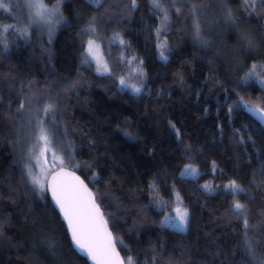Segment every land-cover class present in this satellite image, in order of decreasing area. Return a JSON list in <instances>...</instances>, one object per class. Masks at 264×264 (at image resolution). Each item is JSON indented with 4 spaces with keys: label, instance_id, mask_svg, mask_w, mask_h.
<instances>
[{
    "label": "trees",
    "instance_id": "obj_1",
    "mask_svg": "<svg viewBox=\"0 0 264 264\" xmlns=\"http://www.w3.org/2000/svg\"><path fill=\"white\" fill-rule=\"evenodd\" d=\"M41 1L48 8L60 3L49 34L30 27L21 36L0 7V29L12 26L7 40L0 31V219L7 221L0 264H88L47 193L40 199L22 180L21 147L46 103L59 109L54 145H71L83 165L73 170L103 196L96 201L126 263L132 256L136 264H253L243 247L245 216L264 260V126L240 106L264 108L258 82L264 79V4L251 12L252 0L247 7L244 0H159V8L137 0L135 9L131 0H106L99 9L88 0ZM93 17L95 33L82 32ZM195 24L207 47L194 39ZM90 39L102 45L110 73L83 63ZM161 42L171 53L166 63L159 59ZM253 64L256 80L245 83ZM121 77L142 84L143 92L122 89ZM30 82L43 93L29 90ZM33 94L39 101L18 111ZM185 165L199 175H181ZM233 180L244 193L225 192ZM177 193L189 212L182 232L161 225L173 214ZM235 201L246 211L233 213ZM50 239L55 249L45 243Z\"/></svg>",
    "mask_w": 264,
    "mask_h": 264
},
{
    "label": "snow or ice",
    "instance_id": "obj_2",
    "mask_svg": "<svg viewBox=\"0 0 264 264\" xmlns=\"http://www.w3.org/2000/svg\"><path fill=\"white\" fill-rule=\"evenodd\" d=\"M106 0H88L89 4H92L99 9ZM152 4L154 7L159 8V0H152ZM244 4L247 7L248 0H244ZM257 4H264V0H252V7L251 12H255ZM0 7H3L4 11H9L8 5H0ZM35 7L38 9V11L35 13V16L43 21L46 20L49 16H56L60 14V6L57 4L54 8L48 9L43 4L35 5ZM137 7V0H131V8L135 9ZM197 6H193V13L196 12ZM177 12H179V9H177ZM168 14L165 13L164 21L166 22L168 20ZM227 19L229 21L232 20V16L230 11L227 14ZM96 18L93 17V20L90 22V25L88 28L83 29L82 32L84 33H95L96 29L94 27ZM12 26H6L3 29H0V31H8L9 28ZM195 32H194V39L201 47H207V42L204 41L200 36V28L198 24L194 25ZM21 33L26 36L27 35V29H20ZM161 29H157V35H159ZM119 35L118 33L116 34ZM115 39V37H114ZM121 44H123V41H120ZM93 45L94 41L89 40L88 41V48L87 51L89 55L93 52ZM251 46V45H250ZM5 50H7V45L2 46ZM157 48L159 50V59L162 62H167L170 58V50L166 48V42H161L157 44ZM167 52V54H166ZM85 62H88V57H85ZM142 63V62H141ZM97 73L103 74V73H109L110 69L106 64H101L100 61H97ZM256 65L253 64L251 70L245 75L243 78V82H247L250 80H256L257 72H256ZM3 74L0 73V76ZM142 75V74H141ZM14 82V78H13ZM261 84V87L264 88V79H260L258 81ZM120 86L122 89H128L134 94H140L143 92V85H136V84H129L127 80L124 77L120 78ZM35 87V82H30L28 85V89L31 90ZM21 88L23 89L24 86L22 85ZM35 91L37 93H43V90L35 87ZM40 97L33 95L25 96L24 99L20 102L18 111L24 112L26 108H30L34 103H37L39 101ZM3 104V97L0 96V107H2ZM244 110H246L250 115L254 117L255 120L259 121L261 124H264V108H259L258 106L249 105L247 103H242L240 105ZM9 111H11V107L9 108ZM234 111V108L229 109V113ZM41 112L40 109H37L35 113H29L28 119L29 123H31V119L33 115H39ZM43 116L41 119L37 120V126H38V141H43L45 148L41 150V156L44 155L45 151H52L50 145L52 143V137L50 136V129L52 131H55L58 129V125L56 124V121L54 119L55 115L58 114L59 109L54 103H48L45 104L43 109ZM52 117L51 124L48 128L44 126L45 118ZM0 119H2V114H0ZM172 128L175 129V125H171ZM235 135H240L239 130H234ZM126 136H128V133H125ZM177 139H180V133L179 130H176ZM249 140H251V136L248 137ZM239 144L243 145L245 143L244 137L240 135V139L237 141ZM71 145L66 144L63 146V150H67ZM38 159V158H37ZM57 157L55 156V153L53 152V163L51 164V169H55L57 166L56 164ZM61 164H63V161H60ZM93 165L90 162L88 164V167L91 168ZM74 167L81 168L83 165L77 164ZM48 169H42V172H46ZM26 175L22 177L23 182L28 187L29 191L32 192L34 195L39 196L40 199L44 198V193L48 190L52 192V197L55 203V207L59 209L60 214L63 216L64 220L68 224L69 231L71 233V240L74 249L80 251L81 253H86L89 257H91L96 264H124L123 260L119 261H113L112 256L115 254V245L111 240V233L107 232V221H104L102 214L100 213V205L96 203V199L100 198L101 203H103V196L97 192L96 196H94L91 192L88 191L87 187L84 185L83 181L79 180V177H75V180L79 182L78 187H65L60 185L57 182V177L60 175V173L53 174L52 181L49 183L45 176L43 174H34L32 171L31 166H26L25 169ZM182 175L185 177H196L199 175V171L197 168L186 165L184 170L182 171ZM93 178L98 180L97 174L93 173ZM152 186H150L151 188ZM204 189H209L210 186L208 184H205L202 186ZM224 189L226 193L231 194H238V193H244L245 190L242 188L235 180L231 181L230 183L224 185ZM87 196V199H85V195ZM107 195V194H104ZM176 199L178 201V206L175 209V215H166L164 220L161 221V225L169 228L176 229L178 231H184L186 226L189 222V212L187 208H183L180 206L182 203L180 201L179 193L176 194ZM4 202L2 199H0V216L3 215L4 210ZM232 211L233 213H242L246 211V206L239 201H235L232 204ZM7 223L6 220L0 219V247H2L4 239H5V233H4V225ZM114 226V225H113ZM103 227L105 231V235L109 237V246L103 248L102 250L97 245V236L99 233V229ZM243 227H244V240H243V247L250 258V260L253 262V264H264V260H261L259 256L257 255V248L260 247V244L258 241H255L251 239L248 236V232L251 230L252 226L249 224L248 217L245 216L243 219ZM258 227V226H257ZM45 243H47V246L49 249H55L58 245L55 239L46 240ZM122 243V241H121ZM155 260V258H154ZM127 264H136V261L132 256H129L127 258Z\"/></svg>",
    "mask_w": 264,
    "mask_h": 264
},
{
    "label": "rangeland",
    "instance_id": "obj_3",
    "mask_svg": "<svg viewBox=\"0 0 264 264\" xmlns=\"http://www.w3.org/2000/svg\"><path fill=\"white\" fill-rule=\"evenodd\" d=\"M38 4H43V3L41 0H0V5H8L9 11L7 12L10 13V17L12 18L14 23L18 26V33L23 37L25 36L21 33V31H19L20 29H27V34H28L30 27H33L38 33L49 34L51 32V28L55 27V25L59 22L58 15L49 16L47 17L46 20H43V21L39 20L35 16V13L38 11L35 5H38ZM57 4H59L60 6L59 2H57L54 6L49 7V8L45 6L44 4L43 5L46 8L51 9V8H54ZM6 26H9V25H3V28ZM9 30L10 28L8 29V31L3 32L5 39L7 38V34ZM90 40H93V39H90ZM88 41H87L85 51L82 57L83 63L92 65L96 69V71H97V66H98L97 61H100L101 64H106L108 66V63L104 57L102 45L98 41L93 40L94 41L93 52L91 55H89L87 51ZM85 57H88V62H85ZM118 82L120 84V78ZM129 84L131 85V83ZM42 116H43V112H41L40 116H37L31 123L30 130L26 137V141L22 144V147H21L20 158H21V164H22L24 175H26V172H25L26 166H31L34 174H38V175L43 174L47 180L49 173L54 170V169H51L50 167L51 164L53 163V152L55 153V156L57 157L56 159L57 166L55 167V169L61 166L73 169L75 168L74 166L77 165V163L73 159L71 148H68L66 151L60 150L58 147L54 145L53 139L50 145L52 151H45L44 155L41 156V150L45 148V145L43 141H38L39 131H38V126H37L36 121L41 119ZM52 119H53L52 117L45 118L44 126L46 128L50 126ZM58 123L59 122L56 121V124ZM49 134L52 137L51 129H50ZM61 160L63 161V164L60 163ZM185 166H183L180 172L181 175H182V171L184 170ZM42 169H48V171L42 172ZM177 206H178V202H176V206L172 214L173 216L176 214L175 209L177 208ZM180 206L183 207L182 203L180 204Z\"/></svg>",
    "mask_w": 264,
    "mask_h": 264
},
{
    "label": "water",
    "instance_id": "obj_4",
    "mask_svg": "<svg viewBox=\"0 0 264 264\" xmlns=\"http://www.w3.org/2000/svg\"><path fill=\"white\" fill-rule=\"evenodd\" d=\"M262 125L264 126V124H262ZM56 173H60V175L57 177V182L60 185L65 186V187H69V188L74 187V186L78 187L79 186V182L75 180V177H79V180L83 181V183L87 187L88 191L91 192L95 196L93 190L89 187V185L86 183V181L82 178V176L77 171H75V170H73L71 168H68V167H64V166L58 167V168L54 169L53 171H51L49 173V175L47 177V181L49 183L52 181L53 174H56ZM46 193H47V195H48L53 207L55 208V210L59 214V217H60L61 221L63 222V224L65 226V229L67 231L69 240H70L71 245L73 247L72 240H71V233L69 231L68 224L64 220L63 216L60 214L59 209L55 207V203H54V200H53V197H52V192L50 190H48V191H46ZM84 195H85V199H87L86 194H84ZM96 203H97V201H96ZM100 213L102 214L104 221H107V219L104 216V213H103L101 207H100ZM107 224H108V221H107ZM107 232L111 233V240H112V242L115 245V254H113V256H112L113 261L115 262V261L123 260L124 264H127L126 260L124 259V257L122 256L121 252L119 251V249H118V247L116 245L115 238H114L112 230L110 229L109 224H108V227H107ZM97 245H98V247L101 250L103 248L109 246V237L105 235V231H104L103 227H101L99 229V233H98V236H97ZM73 249H74V247H73ZM74 250L80 257L84 258L87 261L88 264H96V262L91 257H89L86 253H81L80 251H78L76 249H74Z\"/></svg>",
    "mask_w": 264,
    "mask_h": 264
}]
</instances>
